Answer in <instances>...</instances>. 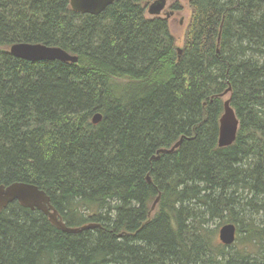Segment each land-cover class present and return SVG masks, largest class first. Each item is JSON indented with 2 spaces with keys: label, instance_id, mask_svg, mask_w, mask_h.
<instances>
[{
  "label": "trees",
  "instance_id": "trees-1",
  "mask_svg": "<svg viewBox=\"0 0 264 264\" xmlns=\"http://www.w3.org/2000/svg\"><path fill=\"white\" fill-rule=\"evenodd\" d=\"M153 1L91 16L0 0V185L39 187L68 227L102 226L67 234L15 202L0 264H264V0H190L181 55ZM17 43L79 61L20 60ZM228 99L239 129L220 148ZM216 220L252 251L228 252Z\"/></svg>",
  "mask_w": 264,
  "mask_h": 264
},
{
  "label": "water",
  "instance_id": "water-1",
  "mask_svg": "<svg viewBox=\"0 0 264 264\" xmlns=\"http://www.w3.org/2000/svg\"><path fill=\"white\" fill-rule=\"evenodd\" d=\"M120 0H70L71 8L74 12L82 15L98 16L101 15L107 8L111 7ZM168 5L167 0H155L148 5L147 13L151 17H160L165 12V18L170 19L174 14L172 11H166ZM179 54H182V49L179 48ZM10 53L15 58L28 61H60L64 63L77 64L78 56L72 55L59 47H52L43 44L17 43L10 48ZM231 91L229 88L224 95ZM102 121V115L97 113L93 117V124L97 125ZM239 129V120L236 117L235 111L230 106V100L225 101L224 113L219 121V147L225 148L235 143ZM179 141L172 149H162L158 151L154 159H159L161 154L171 153L181 145ZM148 181L151 182L150 178ZM158 198L152 207L155 210ZM18 202L22 207L32 211H39L45 214L50 222L60 231L67 234H80L85 231L100 229V224H88L82 227H68L59 217L58 212L51 204V199L46 192L39 187L29 183H13L5 186L0 185V212L7 209L11 204ZM219 240L222 245L227 247L235 244L237 240V226L235 224H225L219 230Z\"/></svg>",
  "mask_w": 264,
  "mask_h": 264
},
{
  "label": "rangeland",
  "instance_id": "rangeland-1",
  "mask_svg": "<svg viewBox=\"0 0 264 264\" xmlns=\"http://www.w3.org/2000/svg\"><path fill=\"white\" fill-rule=\"evenodd\" d=\"M168 1V5H167V9L166 11H173L174 14L170 17L169 22H170V29L172 34L174 35L177 44L179 45V47L182 49L183 46V39H184V33H185V28L186 25L188 23V20L190 18V8H189V1L190 0H167ZM175 4H179V6L181 7L180 10H174L173 6ZM148 9V7H147ZM165 12H163V14H161V18H165ZM147 15L149 17H151L148 13ZM243 197H246V194L243 193ZM262 218H264V215L261 214L257 219L262 220ZM219 220H216L214 222H211L210 228L212 230L217 229V241L220 242L219 240V230L221 229V226L219 227ZM241 235L238 236V238H240ZM243 240L241 239L240 241H236L235 244H233L232 246H229L226 250L228 252L231 253H235L237 250H241V249H247L248 251H252L253 246L250 243H244L242 242Z\"/></svg>",
  "mask_w": 264,
  "mask_h": 264
},
{
  "label": "bare ground",
  "instance_id": "bare-ground-1",
  "mask_svg": "<svg viewBox=\"0 0 264 264\" xmlns=\"http://www.w3.org/2000/svg\"><path fill=\"white\" fill-rule=\"evenodd\" d=\"M153 160H155V159H153ZM151 183V182H150ZM158 204V203H157Z\"/></svg>",
  "mask_w": 264,
  "mask_h": 264
}]
</instances>
